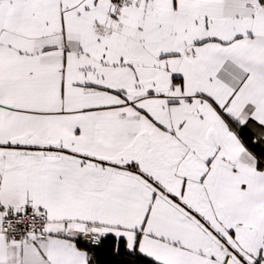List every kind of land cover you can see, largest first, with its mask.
I'll return each instance as SVG.
<instances>
[{
    "label": "snow or ice",
    "instance_id": "obj_1",
    "mask_svg": "<svg viewBox=\"0 0 264 264\" xmlns=\"http://www.w3.org/2000/svg\"><path fill=\"white\" fill-rule=\"evenodd\" d=\"M0 264H264V0H0Z\"/></svg>",
    "mask_w": 264,
    "mask_h": 264
}]
</instances>
